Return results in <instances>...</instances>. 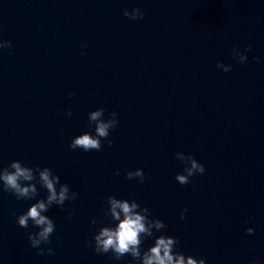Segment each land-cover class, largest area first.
I'll return each mask as SVG.
<instances>
[{"label":"water","instance_id":"1","mask_svg":"<svg viewBox=\"0 0 264 264\" xmlns=\"http://www.w3.org/2000/svg\"><path fill=\"white\" fill-rule=\"evenodd\" d=\"M136 7L143 19L123 14ZM246 45L240 64L232 49ZM100 107L103 120L118 113L101 150L71 149L95 135ZM176 152L205 172L181 185ZM13 160L51 168L78 196L41 213L55 231L40 247L55 255H39L28 239L39 228L17 216L47 189L33 181L37 196L18 200L0 181V264H141L94 250L99 229L118 223L104 214L110 195L165 222L142 252L166 234L206 264H264V0H0V168ZM137 168L143 183L126 176Z\"/></svg>","mask_w":264,"mask_h":264},{"label":"clouds","instance_id":"2","mask_svg":"<svg viewBox=\"0 0 264 264\" xmlns=\"http://www.w3.org/2000/svg\"><path fill=\"white\" fill-rule=\"evenodd\" d=\"M123 14L133 20L143 19L145 16V12L139 7L133 8L131 12L125 8ZM83 46H86V42ZM11 47L12 42L8 41L6 47L3 48ZM249 51H251V45H246L243 50H240L239 46H235L232 49L233 59L240 64H244L248 60L247 53ZM81 55H84V53L82 52ZM253 59L260 62V57L258 56L253 57ZM217 67L228 72L232 66L225 65L222 61H217ZM69 95H75V93H69ZM104 113L105 108L103 107L89 113L87 126L90 128L93 122L95 123V135L85 131L83 134L75 136L69 145L71 149L101 150V140L107 139L110 129H115L118 124V113L116 111H112L107 120L101 119ZM68 114L71 115V110H69ZM107 143L111 147L114 141L108 139ZM175 156L184 164L183 171L178 172L175 176V179L181 185L190 183V178L193 175L205 172V166L195 158L194 154L187 153L185 157L184 152H176ZM53 173V170L47 166L40 168L37 165L34 169L21 160H13L7 167L0 168V181L3 182V190L13 193L18 200L36 197L38 194L36 182L47 189V202L44 199H39L31 204L27 211L17 216L19 226L27 228L31 220L32 224L39 228L38 232H30L28 235L31 246L38 250L39 255H44L45 253L55 255L53 248L44 249L40 247L44 243H51V234L55 231L54 220L41 213L47 212L53 204L63 207L65 201H74L78 196L75 191H72L70 196L69 184L61 183L60 176ZM116 174L119 175V170H117ZM126 176L128 179L138 177L141 183L146 179L142 168L127 170ZM147 178L150 179L151 177L148 176ZM57 185H59V190ZM107 202L110 207L105 210L104 214L110 216L113 221H118V223L114 224V226H102L94 235V250L96 253H108L111 251L116 260H121L125 255H130L133 261H139L141 264H206L204 258L197 259L193 255L186 256L181 251H174L178 238L172 235L161 234L157 236L154 245L142 252L141 245L143 240L154 236L153 228L157 232L165 229V222L159 218H153L149 208L146 205L141 207L135 199H132L131 203H129V199H121L115 195H110L107 197ZM187 211L188 209L185 208L181 212V219L185 218ZM73 213L74 210L69 212V216ZM13 215H16L15 211ZM92 223H97L95 218H93ZM254 231L252 227L246 229L248 234H253ZM88 243L91 246L92 242L89 241ZM129 264H132V261H129ZM246 264H260V260L251 259Z\"/></svg>","mask_w":264,"mask_h":264}]
</instances>
